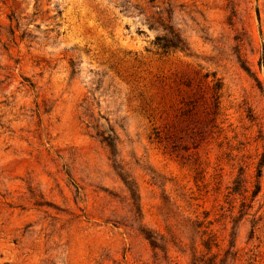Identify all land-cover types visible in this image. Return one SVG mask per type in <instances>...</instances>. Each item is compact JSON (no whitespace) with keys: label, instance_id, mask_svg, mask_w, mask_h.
I'll return each instance as SVG.
<instances>
[{"label":"rangeland","instance_id":"374dc122","mask_svg":"<svg viewBox=\"0 0 264 264\" xmlns=\"http://www.w3.org/2000/svg\"><path fill=\"white\" fill-rule=\"evenodd\" d=\"M200 259L264 264V0H0V264Z\"/></svg>","mask_w":264,"mask_h":264},{"label":"trees","instance_id":"16d2710c","mask_svg":"<svg viewBox=\"0 0 264 264\" xmlns=\"http://www.w3.org/2000/svg\"><path fill=\"white\" fill-rule=\"evenodd\" d=\"M174 47V46H173ZM206 78H209V76H206ZM212 92H213V98L215 100V102L213 103V108L214 109H218L219 107V100H220V96H219V92L221 91V83L219 81H212ZM210 87V86H208ZM194 107V108H193ZM196 108V105H195V102L193 101H190L189 104L187 105V107H185V109L182 111V116H188L190 113H192V111ZM155 137H156V140H158L159 143H162V142H169L170 138H169V135H166L165 137H162V132L156 130L155 132ZM168 148V147H167ZM172 149V152L173 153H176L179 148L177 145H175V143L170 147V150ZM185 149V148H184ZM259 193V188L258 190L256 189V191H254L253 193V197H256L257 194ZM153 246H155V243H152ZM216 257H214V259H216ZM204 261L203 260H199V264L203 263ZM204 264V263H203ZM212 264H216V263H212ZM220 264H223L222 261H220Z\"/></svg>","mask_w":264,"mask_h":264}]
</instances>
